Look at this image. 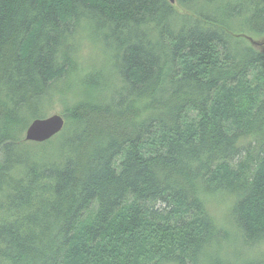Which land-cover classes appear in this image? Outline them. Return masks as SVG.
Segmentation results:
<instances>
[{
	"label": "trees",
	"instance_id": "1",
	"mask_svg": "<svg viewBox=\"0 0 264 264\" xmlns=\"http://www.w3.org/2000/svg\"><path fill=\"white\" fill-rule=\"evenodd\" d=\"M244 36L264 0H0V264H264L220 257L207 209L230 197L235 239L264 244V54ZM57 100L62 131L26 142Z\"/></svg>",
	"mask_w": 264,
	"mask_h": 264
},
{
	"label": "rangeland",
	"instance_id": "2",
	"mask_svg": "<svg viewBox=\"0 0 264 264\" xmlns=\"http://www.w3.org/2000/svg\"><path fill=\"white\" fill-rule=\"evenodd\" d=\"M238 31V30H236ZM247 43L251 45L257 44L264 40L263 38L256 37H246L243 38ZM253 43V44H252ZM261 53L264 54V49L262 47H257L253 45ZM83 64L88 66L92 63L94 54L92 50L86 47L83 51ZM64 105L60 101H55L54 104L48 109L47 113L44 112L43 117L50 116L52 114H62L64 112ZM24 133V132H23ZM22 137V135H21ZM24 137V135H23ZM231 198L222 194H218L215 198L209 199L207 202V209L209 213L213 216L215 222L222 228V232H228L229 237L225 238L222 241L220 250V257L232 261V263L241 262V261H255L256 259L264 256V244L255 246L253 248H247L238 242V239H235L234 232L232 228V223L230 221V207H231ZM90 209H95V205L92 204ZM235 243V244H234ZM231 249V250H229ZM245 249V250H244ZM233 250V251H232ZM263 251V252H262ZM222 253V254H221ZM225 254V255H224ZM224 255V256H223ZM241 256V257H240ZM236 260V261H235Z\"/></svg>",
	"mask_w": 264,
	"mask_h": 264
},
{
	"label": "water",
	"instance_id": "3",
	"mask_svg": "<svg viewBox=\"0 0 264 264\" xmlns=\"http://www.w3.org/2000/svg\"><path fill=\"white\" fill-rule=\"evenodd\" d=\"M167 1L172 5L174 4V0ZM253 45L264 49V40ZM64 124L65 121L60 114H52L41 119H35L26 128L24 140L33 143L47 142L62 131Z\"/></svg>",
	"mask_w": 264,
	"mask_h": 264
},
{
	"label": "bare ground",
	"instance_id": "4",
	"mask_svg": "<svg viewBox=\"0 0 264 264\" xmlns=\"http://www.w3.org/2000/svg\"><path fill=\"white\" fill-rule=\"evenodd\" d=\"M100 47V46H99ZM73 57V56H72ZM74 60V59H73ZM113 60V59H112ZM77 65V64H76ZM109 70V69H108ZM70 71V70H69ZM93 76V75H92ZM65 82V81H64ZM62 84V83H61ZM59 87V86H58ZM16 129V128H15ZM235 244V243H234ZM229 250H231V249H229ZM245 250V249H244ZM233 251V250H232ZM263 252V251H262ZM222 254V253H221ZM225 255V254H224ZM223 255V256H224ZM241 257V256H240ZM242 263V262H241Z\"/></svg>",
	"mask_w": 264,
	"mask_h": 264
}]
</instances>
